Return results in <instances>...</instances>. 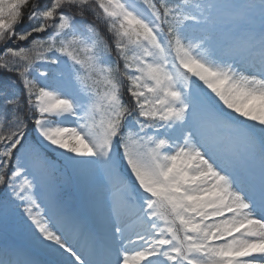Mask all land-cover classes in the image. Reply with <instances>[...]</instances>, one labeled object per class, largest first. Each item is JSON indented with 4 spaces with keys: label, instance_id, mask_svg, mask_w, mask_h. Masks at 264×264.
<instances>
[{
    "label": "snow or ice",
    "instance_id": "6c2138e0",
    "mask_svg": "<svg viewBox=\"0 0 264 264\" xmlns=\"http://www.w3.org/2000/svg\"><path fill=\"white\" fill-rule=\"evenodd\" d=\"M0 264H264V0H0Z\"/></svg>",
    "mask_w": 264,
    "mask_h": 264
},
{
    "label": "trees",
    "instance_id": "16d2710c",
    "mask_svg": "<svg viewBox=\"0 0 264 264\" xmlns=\"http://www.w3.org/2000/svg\"><path fill=\"white\" fill-rule=\"evenodd\" d=\"M86 18L96 25V27L99 29V31L102 35L107 36L106 25L104 23L96 21L91 14L87 15ZM26 26H27V21L24 22V25L21 26V29L23 27H26ZM21 46H23V45H21ZM113 59L115 60L114 56H113ZM120 67L122 70L123 69V62L122 61L120 62ZM8 75H11V74H8ZM12 78L16 79L14 76ZM17 83H19V82L17 81ZM124 100L126 103H128L131 106V98L128 96L127 92L124 93ZM66 176L69 177V174H66ZM67 192H68V189H67Z\"/></svg>",
    "mask_w": 264,
    "mask_h": 264
},
{
    "label": "rangeland",
    "instance_id": "374dc122",
    "mask_svg": "<svg viewBox=\"0 0 264 264\" xmlns=\"http://www.w3.org/2000/svg\"><path fill=\"white\" fill-rule=\"evenodd\" d=\"M41 67V66H40ZM65 179L67 180V189H68V193L72 194L74 192V180L73 177L71 176V174L69 173V178L67 176H65Z\"/></svg>",
    "mask_w": 264,
    "mask_h": 264
}]
</instances>
